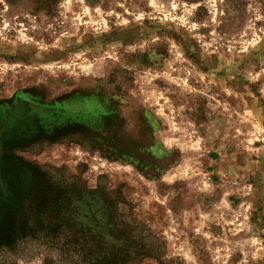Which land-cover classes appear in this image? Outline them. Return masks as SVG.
<instances>
[{"label":"rangeland","instance_id":"rangeland-1","mask_svg":"<svg viewBox=\"0 0 264 264\" xmlns=\"http://www.w3.org/2000/svg\"><path fill=\"white\" fill-rule=\"evenodd\" d=\"M0 264H264V0H0Z\"/></svg>","mask_w":264,"mask_h":264},{"label":"trees","instance_id":"trees-1","mask_svg":"<svg viewBox=\"0 0 264 264\" xmlns=\"http://www.w3.org/2000/svg\"><path fill=\"white\" fill-rule=\"evenodd\" d=\"M48 214V213H47ZM35 236H44V238L55 237L60 230L59 226L51 225L49 223L32 227ZM116 262V259L110 260Z\"/></svg>","mask_w":264,"mask_h":264}]
</instances>
